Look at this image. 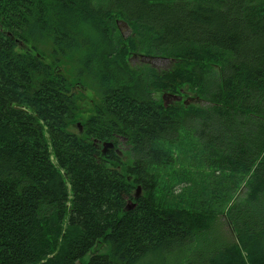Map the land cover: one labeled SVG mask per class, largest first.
<instances>
[{
    "label": "trees",
    "instance_id": "obj_1",
    "mask_svg": "<svg viewBox=\"0 0 264 264\" xmlns=\"http://www.w3.org/2000/svg\"><path fill=\"white\" fill-rule=\"evenodd\" d=\"M0 264H264V0H0Z\"/></svg>",
    "mask_w": 264,
    "mask_h": 264
},
{
    "label": "rangeland",
    "instance_id": "obj_2",
    "mask_svg": "<svg viewBox=\"0 0 264 264\" xmlns=\"http://www.w3.org/2000/svg\"><path fill=\"white\" fill-rule=\"evenodd\" d=\"M120 29L122 32L128 33L129 29L126 28L124 23H120ZM47 60L48 61H52V55L47 53L46 54ZM68 61H71V57H67L66 58ZM130 61L131 63L134 64H138V62L140 61H144V62H148V63H152L155 66L158 67H164L166 65H168L169 63L164 61V59H151L150 56H146L145 58L140 57L139 55H137L136 58H134V55L130 57ZM61 64V63H60ZM64 68L66 69V71L71 74V77H73L74 81L77 80V72L78 69L72 65V64H66L64 63ZM92 82H89L88 80H86L85 78L79 77V81H75L77 82L74 87V92L76 93L78 100H79V110H78V119L80 121L78 122H83V119L86 118V116L90 115L92 113V110L95 108V106L92 105V102L98 104L99 103V99L96 93V88H95V83L93 80H91ZM95 86H94V85ZM193 96L190 93H187L185 95V98H183V100L185 99V101L188 99V96ZM159 96H162L161 94ZM194 99H189L188 101H190L189 103H195L193 101ZM218 232H220V234L225 235L227 237L228 234L230 233V231L227 229V227L224 226V224H222V227L219 228ZM99 250H103L102 248ZM91 253H88V255L86 256V259H88L90 257Z\"/></svg>",
    "mask_w": 264,
    "mask_h": 264
},
{
    "label": "flooded vegetation",
    "instance_id": "obj_3",
    "mask_svg": "<svg viewBox=\"0 0 264 264\" xmlns=\"http://www.w3.org/2000/svg\"><path fill=\"white\" fill-rule=\"evenodd\" d=\"M123 34H124V36H127L129 33H125V32H122ZM134 55V58H136L137 57V55H139L140 57H142V58H145L146 59V56H149V55H145V54H142V53H137V52H134V53H132L131 55H130V57L131 56H133ZM130 57H129V60H130ZM150 58L151 59H164V61H166V62H168L169 64L168 65H166V66H164V67H158V66H155V65H153L152 63H149L150 65H152V66H154V67H156L158 70H166L167 68H169L172 64H173V62H174V60L173 59H171V58H169V57H162V56H150ZM131 62V61H130ZM142 62H144V61H140V62H138V63H142ZM132 64H134V63H132ZM163 94H165V97H164V101L166 102V103H170V95H169V93L168 92H163ZM163 99V98H162ZM92 105L93 106H98V104H96V103H94V102H92ZM116 136H118L117 134H115ZM120 139H122L121 137H120ZM101 147H102V144H101ZM116 153H117V155H119L120 157H123V154L127 151V147H125V144L123 143V142H121V143H117V144H115L114 146H113V148H112ZM104 153H106V154H104L105 156H103L104 158H105V162L106 163H112V161L108 158V156H109V154L106 152V151H103ZM118 164H120V163H118Z\"/></svg>",
    "mask_w": 264,
    "mask_h": 264
},
{
    "label": "water",
    "instance_id": "obj_4",
    "mask_svg": "<svg viewBox=\"0 0 264 264\" xmlns=\"http://www.w3.org/2000/svg\"><path fill=\"white\" fill-rule=\"evenodd\" d=\"M78 125L80 126V128H82L81 122H78ZM114 144L112 142H105L104 143V151L107 150L108 147H113ZM140 193V187H137V193H136V197L139 195Z\"/></svg>",
    "mask_w": 264,
    "mask_h": 264
},
{
    "label": "bare ground",
    "instance_id": "obj_5",
    "mask_svg": "<svg viewBox=\"0 0 264 264\" xmlns=\"http://www.w3.org/2000/svg\"><path fill=\"white\" fill-rule=\"evenodd\" d=\"M97 60V59H96ZM98 61V60H97ZM90 77V76H89ZM190 101H188L187 103L189 104Z\"/></svg>",
    "mask_w": 264,
    "mask_h": 264
}]
</instances>
